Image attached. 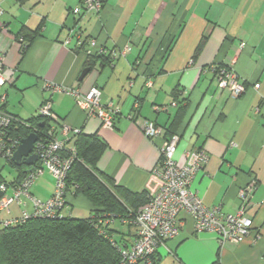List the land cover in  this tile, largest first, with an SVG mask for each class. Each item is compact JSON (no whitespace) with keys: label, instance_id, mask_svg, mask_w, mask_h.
<instances>
[{"label":"crops","instance_id":"crops-1","mask_svg":"<svg viewBox=\"0 0 264 264\" xmlns=\"http://www.w3.org/2000/svg\"><path fill=\"white\" fill-rule=\"evenodd\" d=\"M81 1L0 0L4 11L0 51L5 54L7 80L0 95L7 97L5 110L24 122L39 116L43 101L51 102L59 119L57 138L68 139L66 149L75 147L74 130L99 136L106 149L98 159V170L134 193L158 192L161 181L154 170L162 141L147 138L131 116L179 135L175 158L180 165H188L199 149L209 154L206 170L191 185L206 206L219 207L226 214L237 212L239 191L256 180L247 212L253 229L242 243L221 247L214 234H197L193 218L182 213L179 235L158 250L155 261L264 264V0H103L99 14L75 16L73 10ZM40 25L30 44L22 39V28L36 30ZM75 26L110 52L129 51L108 61L97 60L81 79L94 58L87 49L74 51L64 44ZM203 38L205 44L195 56ZM220 67L236 72L246 86L245 94L236 99L219 88L216 69ZM93 87L101 89L104 104L112 103L118 110L114 128L103 127L71 93L85 95ZM173 102L180 105L168 112L155 109ZM181 106L185 109L179 110ZM63 128L69 131L67 136ZM31 168L24 167L25 172ZM19 174L0 157V182L15 181ZM54 190L55 179L45 173L29 192L46 201ZM23 209L13 204L0 217H21ZM93 210L85 196L70 195L63 214L84 219L93 216ZM114 227L123 243L133 242L135 227Z\"/></svg>","mask_w":264,"mask_h":264},{"label":"built area","instance_id":"built-area-1","mask_svg":"<svg viewBox=\"0 0 264 264\" xmlns=\"http://www.w3.org/2000/svg\"><path fill=\"white\" fill-rule=\"evenodd\" d=\"M104 7L103 0H82L81 5L73 10L75 16H83L90 13L99 14ZM4 11L0 5V17ZM64 44L72 46L74 51L88 50L91 58L126 55L129 48L118 51H108L96 39L85 37L80 28L75 26L69 31ZM245 46V44H241ZM219 88L227 90L233 98H239L246 93V86L239 81L238 75L231 68L220 67L216 69ZM5 54L0 51V89L6 84ZM151 86V84H149ZM50 90L62 92L58 86H48ZM256 89L260 85L255 86ZM78 97V106L96 116L105 128H114L118 110L113 104L102 102V91L99 87H93L87 94L80 95L71 91ZM6 95H0V157L10 161L21 144L23 138L9 135V131L18 121L5 110ZM177 102L169 107H156V111H170L176 109ZM138 108V105L135 106ZM39 115L48 121V129L34 147V154L38 157L39 167L31 169L27 177L20 184H0V214L7 211L13 204L22 206L21 217L3 220L0 217V227H10L27 222L32 218L61 219L62 211L66 206L67 176L76 158V148L66 149L68 139L57 138L59 119L52 110L49 101H43L39 109ZM132 119L140 127L143 134L150 140H161L160 160L154 170V174L160 179L161 186L157 193L149 195L148 202L136 213H130L124 217L125 225L136 228V236L131 243H122L117 246L120 259L118 264H158L155 255L160 248L165 246L168 240L176 238L182 228L180 215L187 213L195 222V232L212 233L216 236L221 247L227 244H240L248 238L253 229V220L247 216L252 206V198L257 190L258 183L251 180L241 188L238 194L239 209L235 213H223L219 207H208L200 196L191 189L196 175L206 170L210 156L199 149L188 165H180L176 161V152L180 143V136L166 137V131L155 122L133 117ZM63 134L69 132L63 128ZM77 137L81 132L73 131ZM45 173L55 179V190L51 198L46 201L32 196L30 187ZM28 205L31 210H28ZM105 222L110 224L116 215L104 216Z\"/></svg>","mask_w":264,"mask_h":264},{"label":"trees","instance_id":"trees-1","mask_svg":"<svg viewBox=\"0 0 264 264\" xmlns=\"http://www.w3.org/2000/svg\"><path fill=\"white\" fill-rule=\"evenodd\" d=\"M22 29V39L30 44L40 33L41 25L36 30ZM205 41L203 38L195 56L200 53ZM101 59L108 61L109 57L90 59L87 68L92 70L96 61ZM184 109L181 106L179 110ZM16 119L18 121L9 131V135L16 138H25L31 133L41 138L49 127L48 121L41 115L24 122ZM166 135L172 137L177 134L167 130ZM75 148L76 158L67 176L66 197L85 196L93 206V216L77 219L66 217L62 211L61 219L32 218L19 225L0 227V264H118V248L111 240L118 247L123 242L114 234V225L126 226L124 217L144 206L149 194L145 191L134 193L118 186L112 178L98 170V159L106 149V144L99 136L79 134ZM9 162L20 171L19 178L12 182L1 181L0 184L22 183L28 173L12 160ZM38 167L37 161L31 169ZM108 215H116L110 224L105 222L104 216Z\"/></svg>","mask_w":264,"mask_h":264},{"label":"water","instance_id":"water-1","mask_svg":"<svg viewBox=\"0 0 264 264\" xmlns=\"http://www.w3.org/2000/svg\"><path fill=\"white\" fill-rule=\"evenodd\" d=\"M91 68H86L82 73L81 79H83L87 74H89ZM42 124L41 127H43ZM38 141V136L36 133H31L29 136L23 138L21 140V144L18 147L17 151L14 153L12 157V162L18 167H33L36 165L38 161V157L34 154V147L36 142ZM31 170V169H30ZM27 170V172H30Z\"/></svg>","mask_w":264,"mask_h":264},{"label":"rangeland","instance_id":"rangeland-1","mask_svg":"<svg viewBox=\"0 0 264 264\" xmlns=\"http://www.w3.org/2000/svg\"><path fill=\"white\" fill-rule=\"evenodd\" d=\"M9 168H11V167H9ZM5 176L8 178V180L12 179V176H10V175L8 174V170H7V172H5ZM22 213H23V211H22Z\"/></svg>","mask_w":264,"mask_h":264}]
</instances>
